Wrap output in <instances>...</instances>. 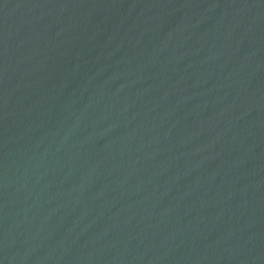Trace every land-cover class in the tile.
<instances>
[{
	"label": "water",
	"instance_id": "water-1",
	"mask_svg": "<svg viewBox=\"0 0 264 264\" xmlns=\"http://www.w3.org/2000/svg\"><path fill=\"white\" fill-rule=\"evenodd\" d=\"M0 264H264V0H0Z\"/></svg>",
	"mask_w": 264,
	"mask_h": 264
}]
</instances>
